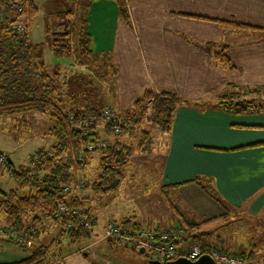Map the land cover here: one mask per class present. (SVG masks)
Returning <instances> with one entry per match:
<instances>
[{"label": "crops", "instance_id": "obj_1", "mask_svg": "<svg viewBox=\"0 0 264 264\" xmlns=\"http://www.w3.org/2000/svg\"><path fill=\"white\" fill-rule=\"evenodd\" d=\"M124 3L127 21L120 18L114 0H93L86 7L87 34L94 54L110 57L116 70L110 98L113 104L106 106L126 112L148 89L169 90L184 100L211 106H181L175 111L157 176L159 189L164 187L168 193L166 197L159 191L165 203L174 202V206H168L173 215L162 217L152 229H179V217L184 213L188 215H184V220L201 226L224 221V209L197 184L190 183L196 178L209 180L226 208L243 210L250 217L264 216V110L238 116L213 108L215 99L228 85L264 89V0H124ZM220 22H238L254 31L222 26ZM217 52L236 69L229 70L213 62ZM61 64L57 61L55 66ZM0 151L10 159L8 151ZM15 184L5 170H0L1 191ZM98 215H94L95 225L88 237L78 242L80 245L72 250L65 243L53 248L48 264H148L147 259H138L133 250L121 244L100 241L104 226L118 222ZM128 219L149 228L134 218L123 220ZM41 220L44 225H56ZM8 223L0 215V224ZM54 229L57 230V225ZM221 230L211 229L204 243L228 244L229 237L223 238ZM47 232L51 236V231ZM40 236L41 230L19 245L0 239V264L26 259L33 248L45 244ZM183 240L179 248L189 250L195 246L189 239ZM60 248L68 249L62 252Z\"/></svg>", "mask_w": 264, "mask_h": 264}, {"label": "trees", "instance_id": "obj_2", "mask_svg": "<svg viewBox=\"0 0 264 264\" xmlns=\"http://www.w3.org/2000/svg\"><path fill=\"white\" fill-rule=\"evenodd\" d=\"M114 1L118 7L120 18L127 21L124 0ZM37 14L38 10L34 0H17L16 3H12V0H0V117L25 114L43 116L48 124L45 135L50 140L48 143L50 148H39L30 157V161L33 158L35 159L33 166L28 164L15 167L13 164H7L5 167L16 184L8 192H0V215L7 217L12 231L27 236L39 234L41 219L45 222L54 223L53 213L59 204L63 203L69 209L76 210L77 213L80 208L85 206L83 199L73 196L66 197L60 188L62 186L76 187L78 185V172L88 163L87 158L90 153L85 150V147L100 139V132L98 134L97 131L98 127L105 135L113 136L116 140L119 136L128 138V141H125L124 144H120L121 142L117 140L118 142L114 141V145L107 146L99 159L98 177L94 189L96 192L103 190L105 193H115L123 179V171L130 164L134 149L145 152L149 147H152L154 128L166 135L162 137L161 142L162 144L167 143V136L171 130L173 117L178 107H211L205 102L184 100L169 90L148 89L131 105L128 111L117 112L113 110L118 117L119 133L117 135L113 134L110 123H103L99 119V115L105 109L106 102L99 103L94 98L93 103L82 110L64 109L65 101H67L66 96H64L66 88L64 76L66 72L64 69H60V65H56L51 73H47L41 53L43 44L30 42V27ZM21 16L24 17L23 29L19 30L18 33L15 31V24ZM84 18L85 14L78 17L73 12L64 13L65 32L57 35L50 43V47L56 55L68 56V48L72 43L75 50V66L82 65V67L88 69V62L92 63L100 60L101 66L98 70L102 72L101 77L104 78L106 75L104 70L109 71L113 78L112 85H114L116 70L112 65L108 66L109 62L111 64L110 57L105 55L96 57L90 49ZM220 25L254 31L252 27L238 22H220ZM213 62L219 63L229 70L236 69L221 52L214 54ZM98 70H96L97 73ZM60 74L63 77H60ZM89 76H92V74L90 73ZM58 79L61 80L62 85H58ZM63 84L65 88H63ZM78 84L79 88L82 85L81 87L89 89L88 81L85 82L79 79ZM87 84L88 86H86ZM250 90L249 95L254 96L252 99H248V95L242 88L228 85L227 89L215 99L213 108H220L224 112L238 116L262 113V110H264V104H262L264 103V99H262L264 98V89L253 88ZM87 101L88 98L84 99V102ZM148 102L150 104L147 106ZM69 116L72 117L70 122ZM87 119H93L96 122L95 126L86 128L84 122ZM80 120L84 122L81 123L80 128H77L76 122ZM144 123H147L145 125L147 129L142 128ZM77 153L84 155L85 160L83 162L76 160ZM190 183L197 184L200 190L220 205L225 212L235 210L224 206V202L209 180L196 178ZM160 190L167 197L168 193L164 187ZM168 202L172 204V201L168 200ZM39 213L41 219L36 221V218H33L31 222H28L29 216L33 217ZM76 216H61L55 221L59 225L57 230L59 247L64 246L65 243L66 247L72 250L73 246L88 237L85 230L66 228V224L75 223ZM92 222L95 223L94 219ZM112 224L118 225L114 222ZM119 226L123 229L122 233L129 236H135L141 229L155 233L161 231L168 234L179 232L177 228L173 227L165 230L143 228L129 219L121 222ZM188 226L193 229L201 226V224ZM184 232L187 231L184 230ZM210 234L211 232L208 230H197L194 233L187 232L184 236L192 244L203 248L206 245L204 238ZM182 239L184 237L181 236V242ZM113 242L121 243L116 240H112ZM50 249L51 244L37 246L32 249L26 259L8 264H48L51 255L49 253ZM67 249L62 250L60 248L59 250L65 252ZM239 256L243 264H255L252 251L246 254L241 253ZM147 260L152 261L149 258Z\"/></svg>", "mask_w": 264, "mask_h": 264}, {"label": "rangeland", "instance_id": "obj_3", "mask_svg": "<svg viewBox=\"0 0 264 264\" xmlns=\"http://www.w3.org/2000/svg\"><path fill=\"white\" fill-rule=\"evenodd\" d=\"M16 1L17 0H12V3H16ZM89 2V0H35L38 14L30 27V42L43 44L41 53L43 56V62L46 65L47 73L52 72L51 70L54 68L57 61L62 62L61 65L65 66L66 68H69L64 70L66 72V75L64 76V78L66 79V88L64 87V84L63 88H65L64 96H66L67 98V101H65L66 103L64 109L66 110H82L85 107L91 105L93 103L94 98H96L99 103L106 102L110 105L113 104V102L110 101V98H112L111 93H114L112 85L113 78L111 77L110 72L105 70V77H101L102 72H99L98 70L99 66H101L100 60H97L92 63L88 62V69H86L82 67V65L75 66V50L72 43H70L68 48V56L56 55L50 47V43L57 37V35H60L65 32L66 21H64L63 19L64 13L73 12L75 16L78 17L80 15L85 14L84 19L85 21H87L86 7ZM19 18L20 20H22L24 17L21 16ZM18 19L15 24V31L19 33V30L23 29V22H18ZM18 24L20 26H18ZM17 27H19V29ZM85 30L86 33H88L87 22ZM89 47L93 51V45L90 37ZM112 63L113 61H111V64L109 62L108 66L112 65L115 70V66ZM61 65L60 69L62 70L63 67ZM96 70H98V73ZM90 73L92 74V76H89ZM60 77H63L62 74H60ZM79 79H82L85 82L88 81L89 89L81 87L82 85H80L79 88ZM57 83L58 85H60L62 82L60 79H58ZM86 86H88V84ZM243 91L248 95V99L254 98V96L249 95L251 91L250 89H243ZM86 98H88V101L84 102V99ZM108 107L109 106L104 105V108ZM44 118L45 117H40L36 114L0 117V150L3 149L4 151H8L10 159L13 162H11V164H13L15 167L25 166L28 164L33 166V162L35 159L33 158L32 161L29 160L32 154L39 148H50V145L48 144L50 140L45 135L46 129L48 128V124ZM146 124L147 123H144L142 125V128L147 129V126H145ZM153 130L154 139L152 147H149L145 152L139 151L138 149L135 150L134 147L133 157L130 159V164L123 171V179L120 182L119 188L115 193H105L103 190H99L98 192H96L94 189V184L97 183L100 155L107 146L114 145V141H119L121 142L120 144H124L125 141H128V138L125 136H119L117 137V141L115 137L105 135L100 129V127H98V134L100 132L99 140L105 143V148L92 151L88 154V163L78 172L79 182L76 187L62 186L60 188L61 192L66 197H80L84 200L85 206L80 208V210L78 211L81 217L84 216L90 221L94 219L95 222V218L99 213L101 217L108 216L110 217V219L115 220L116 222H118V225L124 221V218H134L141 222L142 226L154 228L155 224H158L162 217H166L171 213V210L168 209V206H174V202H172L171 204L166 201L165 203V200L159 192L160 186L157 182L160 162L162 159L160 155L164 151H162V149L164 148V143L162 144L161 140L162 137L166 135L162 132H158V130H156L155 128ZM0 156H4L5 159V164H0V170H5V173L9 177H11L7 173V170L5 168L8 164L6 162L7 155L5 156L0 151ZM65 188H67V191L63 192V189ZM9 190L10 188L7 189L5 192H8ZM0 192L3 191L0 190ZM225 214L226 216L224 217L223 222L211 224L208 223L204 226H198L196 228L191 229L188 225L192 226L195 225V223H189L184 220V215L188 216L184 213L182 217H179L181 218V220L178 221V224L180 226L178 230L181 236L184 237L183 241L186 240V237L184 235L187 232L194 233L197 230H208L212 232L211 229H214L216 231L218 230V228H221L222 232L220 233L224 234L222 235L223 238L229 237L227 238V240L230 241H227L225 239L228 244H220L218 246L205 245L202 249L220 248L224 252H227L233 256H237L238 258H240L239 255L241 253L246 254L248 253V251H252L255 257L254 263L264 264V216L250 217L243 210H234V212H231L229 210L226 211ZM94 215H96V217H94ZM171 215L173 214L171 213ZM33 218H36V221H38L42 217L40 213L34 215L33 217L29 216L28 222H31ZM77 219L79 218H76V220ZM53 220L54 224L57 225L58 230L59 225L57 222H55L58 219H56L54 215ZM97 222V224H100V219H98ZM145 222H148L147 225H145ZM39 224H41L40 241H43V243H45L44 245L51 244V251L49 252L51 254V252L53 251L52 248L59 246L58 231L54 229V226L56 225H44L45 223ZM94 225L95 223L91 222L90 228L80 227L79 229L85 230L88 233L90 230H92ZM107 225L108 223L104 226L102 230L100 241L112 243V241L104 237ZM0 229H8L12 231L9 223L4 225L0 224ZM184 230H186L187 232H184ZM47 231H51V236H49V233ZM12 232L15 234V238H9L3 234H0V239L13 243L15 245H19L30 237L26 234H19L14 231ZM44 233L46 234L43 235ZM213 233L217 234L216 232ZM26 241H28V239ZM79 243H77L76 245H80ZM121 245L129 250H133L135 252L134 255L138 259L144 260L149 258L150 260L154 261L152 255L146 253L145 251L143 253H140V250H143L142 247L138 248L131 245H125L123 243ZM0 255H2V250H0ZM141 264L144 263L141 262Z\"/></svg>", "mask_w": 264, "mask_h": 264}, {"label": "built area", "instance_id": "obj_4", "mask_svg": "<svg viewBox=\"0 0 264 264\" xmlns=\"http://www.w3.org/2000/svg\"><path fill=\"white\" fill-rule=\"evenodd\" d=\"M24 19V18H23ZM23 19H18V22L22 23ZM18 26H20L18 24ZM19 29V27H17ZM150 102L147 103V106ZM69 122L71 121L72 117L69 116ZM99 119L103 123H110L111 130L114 135L119 133L118 128V117L113 112V110L105 108L101 114L99 115ZM86 122L80 120L76 122L77 128H80L82 125L81 123L84 122V126L86 128H91L95 126L93 119H87ZM105 143L103 141H96L94 143H90L85 147L87 152H92L98 149H104ZM76 160L78 162H83L85 160L84 155L82 153L76 154ZM0 164H5L4 156H0ZM67 188L63 189V192H66ZM68 215H77L76 217L79 218L75 221V223L66 224L67 229H74L77 230L80 227L83 228H90L91 222L86 217H81L80 213H77L74 209H69L65 204H59L56 207V211L54 213V217L59 219L61 216H68ZM122 228L116 224H108L105 229L104 237L108 240H116L120 241L125 245H131L138 248H143V251L152 255L154 261L160 263H167L169 261H173L177 258H186L190 261H195L202 255H208L215 264H243L242 260L237 256H233L227 252H224L222 249H202L198 246H193L189 250H183L178 247L179 243L181 242V235L179 232L168 234L164 231L161 232H152L150 230L141 229L135 236H129L122 233ZM0 234H3L9 238H15V234L8 230V229H0Z\"/></svg>", "mask_w": 264, "mask_h": 264}, {"label": "water", "instance_id": "obj_5", "mask_svg": "<svg viewBox=\"0 0 264 264\" xmlns=\"http://www.w3.org/2000/svg\"><path fill=\"white\" fill-rule=\"evenodd\" d=\"M4 155L6 156V153H4ZM6 162L8 164H11V161L8 157H6ZM144 251L141 249L140 253H143ZM148 264H162L160 262L157 261H148ZM165 264H215V262L207 255H202L201 257H199L197 260L195 261H190L186 258H177L173 261H169Z\"/></svg>", "mask_w": 264, "mask_h": 264}]
</instances>
